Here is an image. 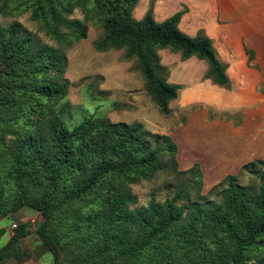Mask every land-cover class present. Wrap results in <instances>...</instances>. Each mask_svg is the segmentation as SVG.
I'll return each instance as SVG.
<instances>
[{"label": "trees", "instance_id": "obj_1", "mask_svg": "<svg viewBox=\"0 0 264 264\" xmlns=\"http://www.w3.org/2000/svg\"><path fill=\"white\" fill-rule=\"evenodd\" d=\"M136 2L33 0L32 17L40 15L46 33L57 40L62 39L61 27L76 38L85 37L86 27L67 18L74 7L96 17L104 33L95 48H124L126 57L135 58L164 115L171 112L169 103L181 86L166 80L160 49L178 52L182 59L204 60L206 78L231 88L227 65L217 57L212 38L204 31L189 35L180 29L183 9L161 21L151 9L135 19ZM36 42L31 35H21L18 22L0 26V155L6 158L8 177L0 182V218L21 204L38 210L42 220L34 226L56 264L60 249L72 254L69 245L81 249L74 257L78 264H264V159L248 161L237 174H227L217 184L226 183L219 202L209 200L185 210L177 203L183 198L179 190L162 202L131 207L134 199L127 184L161 170L163 155L176 166L175 142L140 123L106 117L90 116L68 128L55 110L67 91L61 76L65 57ZM246 51L252 61L253 51ZM53 67L54 76L47 78ZM242 172L258 177L256 189L235 182ZM5 186L13 189L8 192ZM90 195L91 204L79 206L85 199L88 204ZM26 226L16 225V235ZM3 234L0 229V237ZM251 256L256 261L250 262Z\"/></svg>", "mask_w": 264, "mask_h": 264}, {"label": "rangeland", "instance_id": "obj_2", "mask_svg": "<svg viewBox=\"0 0 264 264\" xmlns=\"http://www.w3.org/2000/svg\"><path fill=\"white\" fill-rule=\"evenodd\" d=\"M34 8L33 0H0V26L7 27L12 22H18L21 35H31L37 41L36 45L44 44L63 53L65 60L61 76L67 82V91L56 103L55 110L68 128L84 118L95 116L106 117L111 122L140 123L145 130L171 138L174 133L176 166L172 165L168 155H163L161 161L164 167L161 170L149 178L127 184L134 199L130 206L143 207L152 201L162 202L179 190H183V198L177 203L185 210L193 205H205L209 200L221 201L226 183L217 184L227 174L212 175L203 171L199 155L184 147L188 144L187 129L189 126L208 124L214 118H232L238 122L245 112L253 122L258 123L259 131L264 132V87L259 83L254 88H248V82H253L250 73L256 65L254 61H249L245 49L241 58L235 47L225 45L223 39L216 35L219 29L216 12L210 10L204 0H137L134 5L132 16L135 19L142 18L151 9L157 21L183 9L180 29L189 35L200 31L211 35L217 57L227 65L230 89L206 78L207 64L204 60L195 56L182 59L178 52L168 48L158 50L160 65L166 69V80L181 86L177 97L169 103L171 112L164 115L152 100L147 81L135 58L126 57L124 48H95V42L104 33L96 17L90 18L82 7H74L67 18L78 20L86 27L85 37L76 38L69 29L61 27L62 39L57 40L46 33L44 19L40 15L32 17ZM55 70L56 67L51 68L47 78L53 77ZM260 139H264V133L260 134ZM178 140H182L184 146L178 145ZM3 151L4 145H0V154ZM3 159L6 158L0 155V167L3 164L0 182L8 180L7 164ZM194 165L197 167L193 171H187ZM239 170L230 174H237ZM258 180L253 173L242 172L236 176L235 182L256 189ZM5 187L8 192L13 189ZM93 197L88 196L90 202L86 204L85 199L79 206L86 208ZM39 220H42L40 212L28 204L18 205L0 218V229L4 230L0 237V264H56L55 256L34 226ZM23 223L27 224L25 230L16 235V228L12 225ZM67 248L72 254L60 249L58 263L78 264L74 257L81 249L71 245ZM251 258L250 262L257 259L254 256Z\"/></svg>", "mask_w": 264, "mask_h": 264}, {"label": "crops", "instance_id": "obj_3", "mask_svg": "<svg viewBox=\"0 0 264 264\" xmlns=\"http://www.w3.org/2000/svg\"><path fill=\"white\" fill-rule=\"evenodd\" d=\"M204 2L216 12L219 25L216 35L224 44L235 47L241 58L246 49L253 51L256 69L250 73L253 82H248V88L259 83L264 87V0ZM242 114L238 122L232 118H214L208 124L189 126L188 144L184 146L182 140H178V145L199 155L204 172L236 173L244 163L264 157V139H260L264 132L259 131L258 123L245 112ZM172 136L174 139V133Z\"/></svg>", "mask_w": 264, "mask_h": 264}, {"label": "built area", "instance_id": "obj_4", "mask_svg": "<svg viewBox=\"0 0 264 264\" xmlns=\"http://www.w3.org/2000/svg\"><path fill=\"white\" fill-rule=\"evenodd\" d=\"M13 227L15 228V227H16V225H15V224H13V225H12V228H13Z\"/></svg>", "mask_w": 264, "mask_h": 264}]
</instances>
